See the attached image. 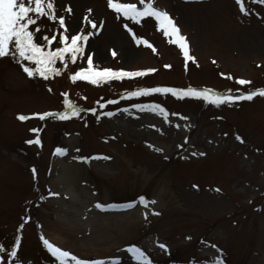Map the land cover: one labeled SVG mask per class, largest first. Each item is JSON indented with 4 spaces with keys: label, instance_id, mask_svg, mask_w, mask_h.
<instances>
[{
    "label": "rangeland",
    "instance_id": "rangeland-1",
    "mask_svg": "<svg viewBox=\"0 0 264 264\" xmlns=\"http://www.w3.org/2000/svg\"><path fill=\"white\" fill-rule=\"evenodd\" d=\"M113 2L141 8L152 2L167 12L194 59L185 61L179 46L170 42L174 38L163 34L154 17L133 22L109 8L107 0H54L56 21L34 16L37 23L30 30L41 28L36 43L44 46L43 36H57L46 51L63 46L60 34L67 35L70 43L71 36L83 29L88 40L78 42L84 47L82 58L73 63L66 56V67L57 61L54 67L61 74L48 80L38 74L27 76L23 67H34L33 62L0 58V247L4 249L0 264L17 260L19 264H59L41 236L78 258L103 259L106 264H137L127 252L131 246L141 248L152 264H214L217 259L223 264H264V97L216 105L171 94L127 95L157 86L210 89L221 95L264 88V3L243 0L246 12H241L236 0ZM61 16L66 32L58 24ZM85 16L96 22V29ZM133 34L147 40L155 52L137 44ZM88 55L98 69L156 71L99 86L73 83L70 75L87 67ZM238 79L251 83L238 85ZM65 100L80 109L78 116H71ZM135 104H159L167 118ZM45 112H68L71 118L41 120L34 115ZM145 112L161 124L172 120L179 125L159 150L141 137L142 131L150 132L135 117ZM19 115L29 119L20 121ZM237 135L243 143L235 139ZM37 138L39 145L28 143ZM57 148L65 149V154H56ZM74 150L85 181L74 178L75 182L87 183L92 194L86 200L85 191L80 193L69 207L80 215H85L87 207L102 219L99 228L92 221L85 225L77 242L64 237L61 232L65 231L51 229L57 199L47 195L57 175V160ZM98 203L102 207H96ZM129 204L132 207H125ZM53 220L67 229L57 216ZM52 234L57 243L50 240ZM160 243L166 250L159 248ZM14 248L17 257L7 255Z\"/></svg>",
    "mask_w": 264,
    "mask_h": 264
},
{
    "label": "snow or ice",
    "instance_id": "snow-or-ice-1",
    "mask_svg": "<svg viewBox=\"0 0 264 264\" xmlns=\"http://www.w3.org/2000/svg\"><path fill=\"white\" fill-rule=\"evenodd\" d=\"M261 3H264V0H260ZM140 3L143 5L144 0H140ZM236 3L240 6L241 12H246V9L243 4V0H236ZM107 6L114 9L118 14H122L123 17L128 18L133 22H139L140 18L144 17H154L160 29L163 30V34L166 37H172L170 42L179 46L183 52L185 61H192L194 58L189 55V46L186 41V38L179 33L178 27L175 25L174 21L170 18L169 14L163 10L156 9L152 3L146 4L142 10L133 3H114L113 0H107ZM89 13L91 9L88 10ZM66 12L71 13V8H66ZM34 14V15H33ZM35 17H47L51 21H56L57 17L55 15L54 0H0V58L11 56L13 59L17 57L22 61L33 62L34 67L25 66L23 71L27 74L28 77H34L37 74L42 77L44 80H48L50 75L59 76L61 70L54 65L57 61L64 62L65 67L67 66L66 56L70 57L71 61L75 63L78 58H82L84 53V47L78 43L80 41L86 42L88 40V35H83V29H81V34L72 35L70 38V43H68L69 37L64 34L59 35V43L62 44V47H57L55 50H45L47 45H50L53 41L57 40V36L53 35L51 39L45 35L41 39L43 45L35 42V35L41 31L40 27H35L34 30H30V26H34L37 23ZM84 20L91 24L92 29L97 28L96 22L88 20V17L85 16ZM103 22H101L102 24ZM58 24L60 28H63L65 32L67 31L65 25V19L63 16L58 18ZM127 27V25H125ZM131 32V29H128ZM91 35V33H89ZM133 38L136 39V43H143L146 46L153 49L155 48L148 43L147 40L137 39L133 34ZM112 55L115 56V51L112 52ZM165 67H169L166 65ZM156 69H147V70H138V71H125V70H113L111 68L98 69L93 66L92 55L87 56V67L81 68L76 71L74 74L70 75V80L75 83L77 81H85L92 85L99 86L102 82L107 83L112 80H122L124 78H138L144 77L148 73L155 72ZM238 85H249L251 82L245 79L236 80ZM51 91V89H49ZM171 94L177 99H184L186 97L191 98H202L203 100L210 101L213 104H231L241 100L251 101L255 96L264 97V88L250 90L247 93H241L233 95L231 90L224 95L215 93L213 90L204 89L197 90L194 88L187 89H177L166 86H157L151 88H138L136 90L128 92V97H140L148 96L150 94ZM63 95L67 96V93ZM65 107L68 108L71 112V116H78L80 109L70 103L68 100H65ZM109 103H115V101H109ZM133 107L140 110H145L146 108L152 112H157L167 118L166 109L159 104L152 105H141L135 104ZM90 111L95 112V109H90ZM127 111V109H125ZM39 117V119L44 120L46 117H53L60 120L70 119L71 116L68 112L63 113H54V112H45L43 114H34ZM107 116H112V112L105 113ZM175 115V113H173ZM20 121L29 119L28 116L19 115L17 117ZM183 119H187L184 117ZM179 127V125H177ZM32 131H37V129H32ZM227 135V133H225ZM236 140L243 143V139L237 135ZM29 144L41 143L40 139L29 140ZM187 143V138L185 139ZM183 147V145H179ZM159 150V149H157ZM56 154L63 155L66 150L62 148H57ZM193 156L197 155L196 152L192 153ZM199 155H204V153H199ZM107 159L108 157H102ZM33 174L36 173V169H33ZM193 187H197L194 185ZM219 191V189H217ZM55 195V194H54ZM141 203H145V198L140 197ZM152 204L155 201L151 202ZM96 207L100 208L102 205L99 203ZM108 207H115V205H109ZM125 207H132L131 204L125 205ZM147 207V204H145ZM154 215H159V213L154 212ZM20 228H23V224L20 225ZM40 239L43 242V245L46 247L47 251L51 254L52 257H55L59 264H69V261H73L74 264H106L103 259H86L78 258L76 255L71 254L69 251L62 250L60 247L54 246L50 243L48 239L41 236ZM20 238H16V246H19ZM159 248L166 250V245L160 243ZM215 247V245H213ZM4 249L0 247V251ZM127 252L132 254V257L137 261V264H152V261L148 259L145 252L141 248L136 246H131L127 248ZM11 257H17V251L15 248L7 253ZM16 264H19L17 260ZM214 264H223L222 259H217Z\"/></svg>",
    "mask_w": 264,
    "mask_h": 264
},
{
    "label": "bare ground",
    "instance_id": "bare-ground-1",
    "mask_svg": "<svg viewBox=\"0 0 264 264\" xmlns=\"http://www.w3.org/2000/svg\"><path fill=\"white\" fill-rule=\"evenodd\" d=\"M121 117L122 116L118 115L117 119H121ZM135 118L138 122H140L143 129H146L148 130V132H150V134H148L142 131L141 137L146 138V140L149 141L150 146L155 149L160 148L159 145L161 143L167 142V139L170 136V132L172 130H178V124L174 121L168 120L167 122L161 124V122L159 123V121H155L156 117L151 116L149 112L142 113ZM111 121H113V119ZM125 125L126 123L124 122L122 125H120V127H123ZM74 152L77 151H69L67 155L57 160L58 163L55 167L57 175L55 176L54 181L51 184V190L47 192L49 198L57 199L53 204V211L51 213V229L53 230V232L54 228L56 229V231H65L61 232L62 235L72 242L76 241L77 239L75 238L77 237H79V239L83 237V227H85V225L88 226L90 221H92L93 224L97 226V228L102 225V219L97 214L94 215L91 209L88 210L87 207H84L83 211H85L86 213L85 215H80L75 213L71 209V207H69L70 205L68 203L76 204L77 196L81 195L80 193L85 191L86 200L87 196H90L92 194V192L89 191V185L82 182L84 181V179L80 177V174H82V166L79 164L77 159H74ZM74 178H80V180L82 181H78L79 183H76L75 181L77 180H75ZM91 212L93 215L89 216ZM56 216L60 219V224L66 226L67 229L64 230L60 226L55 225L56 222L53 219ZM50 240L55 243L58 242L55 234H52V238ZM58 240L61 241V239Z\"/></svg>",
    "mask_w": 264,
    "mask_h": 264
}]
</instances>
